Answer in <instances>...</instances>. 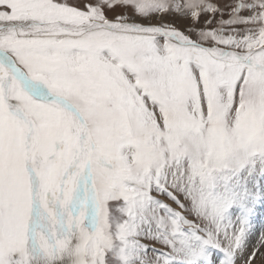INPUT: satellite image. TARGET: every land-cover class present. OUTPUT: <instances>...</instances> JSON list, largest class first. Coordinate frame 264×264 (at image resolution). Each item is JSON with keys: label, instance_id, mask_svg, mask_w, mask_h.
<instances>
[{"label": "snow or ice", "instance_id": "obj_1", "mask_svg": "<svg viewBox=\"0 0 264 264\" xmlns=\"http://www.w3.org/2000/svg\"><path fill=\"white\" fill-rule=\"evenodd\" d=\"M225 7L0 0V264H264V0Z\"/></svg>", "mask_w": 264, "mask_h": 264}, {"label": "rangeland", "instance_id": "obj_2", "mask_svg": "<svg viewBox=\"0 0 264 264\" xmlns=\"http://www.w3.org/2000/svg\"><path fill=\"white\" fill-rule=\"evenodd\" d=\"M211 2L217 4V6L220 7L223 10V15L222 16L220 14H216L215 16H213L212 14L202 13L198 21H193L192 18L190 17V15L187 16V17H184V16H181L178 13L161 14L162 18H153L151 20V23H153V24H161V23L169 24V25L174 26L178 30L183 31L185 33H187L193 27H195L196 30H199L200 28H205V27H209V28L218 27L219 25H218L217 21H219L221 19L227 20V19L230 18V15H229L230 9L226 8L225 6L229 5V4H234L236 2V0H211ZM108 15H109L110 18L112 17V13H108ZM241 15H247V13L246 12H242ZM206 19H212L213 23L211 25H207L205 23ZM141 22L145 23V24L149 23V21H147V20H142ZM238 27H243V26L241 25V26H238ZM225 34H227V32ZM261 207L263 208L264 205H257L256 211L257 210L259 211V209ZM256 211H255V213H256ZM252 219H253V217H251L250 222L252 221ZM262 221L264 223V218L262 219ZM252 224H253V226L255 228L250 226L251 228L249 227V232L251 234L254 233L256 239L258 238L259 240H261L262 234H264V226L258 232V229L255 226L256 225L255 224V219L253 220V222H251V225ZM251 247L246 249V255H247L248 252H250L253 249V248L251 249ZM248 250H250V251H248ZM260 251L264 252L262 250H260ZM242 261H243V258H241V260L238 262V264H242Z\"/></svg>", "mask_w": 264, "mask_h": 264}, {"label": "bare ground", "instance_id": "obj_3", "mask_svg": "<svg viewBox=\"0 0 264 264\" xmlns=\"http://www.w3.org/2000/svg\"><path fill=\"white\" fill-rule=\"evenodd\" d=\"M264 216V207L262 208H260L259 209V211L257 210L256 211V213H254L253 214V219H252V221L251 222H253V220L255 219V226L257 227V229H258V232L261 230V228H263V226H264V223H263V221H262V219L264 218L263 217ZM251 222H250V226L251 227H253V228H255L254 226H253V224L251 225ZM250 227V228H251ZM257 233V232H256ZM254 234V233H253ZM253 234H251L250 232H249V234H248V237H247V239H246V249H248V248H250L251 246V249L253 248V246L254 245H257L258 246V242L260 241L258 238L256 239L255 238V234L253 235ZM258 236V235H257ZM250 249V250H251ZM250 250H248V251H250ZM260 250H262V251H264V248H260ZM244 255H246V250H245V253H244ZM241 258H243V257H241Z\"/></svg>", "mask_w": 264, "mask_h": 264}]
</instances>
